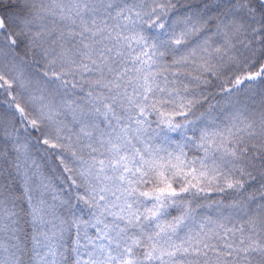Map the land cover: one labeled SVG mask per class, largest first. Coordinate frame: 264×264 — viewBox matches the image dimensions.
<instances>
[{
    "label": "snow or ice",
    "instance_id": "obj_1",
    "mask_svg": "<svg viewBox=\"0 0 264 264\" xmlns=\"http://www.w3.org/2000/svg\"><path fill=\"white\" fill-rule=\"evenodd\" d=\"M0 264H264V0H0Z\"/></svg>",
    "mask_w": 264,
    "mask_h": 264
}]
</instances>
